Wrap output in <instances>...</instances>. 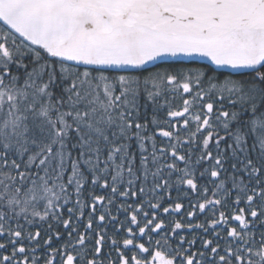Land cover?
<instances>
[{
  "label": "snow or ice",
  "instance_id": "snow-or-ice-1",
  "mask_svg": "<svg viewBox=\"0 0 264 264\" xmlns=\"http://www.w3.org/2000/svg\"><path fill=\"white\" fill-rule=\"evenodd\" d=\"M0 264H264V0H0Z\"/></svg>",
  "mask_w": 264,
  "mask_h": 264
},
{
  "label": "water",
  "instance_id": "water-1",
  "mask_svg": "<svg viewBox=\"0 0 264 264\" xmlns=\"http://www.w3.org/2000/svg\"><path fill=\"white\" fill-rule=\"evenodd\" d=\"M206 63V61H204Z\"/></svg>",
  "mask_w": 264,
  "mask_h": 264
}]
</instances>
